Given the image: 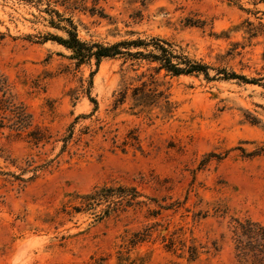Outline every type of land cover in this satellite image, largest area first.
Masks as SVG:
<instances>
[{
    "label": "rangeland",
    "instance_id": "1",
    "mask_svg": "<svg viewBox=\"0 0 264 264\" xmlns=\"http://www.w3.org/2000/svg\"><path fill=\"white\" fill-rule=\"evenodd\" d=\"M47 10L87 44L160 38L258 83L121 56L77 65L44 41L65 37ZM0 73L32 124L0 128V264H233L231 218L264 225L261 0H0ZM116 183L145 204L75 211L76 194Z\"/></svg>",
    "mask_w": 264,
    "mask_h": 264
},
{
    "label": "trees",
    "instance_id": "2",
    "mask_svg": "<svg viewBox=\"0 0 264 264\" xmlns=\"http://www.w3.org/2000/svg\"><path fill=\"white\" fill-rule=\"evenodd\" d=\"M127 1V0H126ZM130 1V0H128ZM146 0H139L142 4ZM264 3V0H261ZM59 20L66 22V25L55 23L51 18L49 23L52 27L64 32L65 37L47 34L44 36V41L51 40L63 46L71 52L70 58L80 65L86 61L94 59L97 66L103 58H115L118 56L124 59H143L150 63H155L156 70H163L172 76L180 75H202L206 80L224 79L238 80L243 83L256 84L257 80H249L245 76L236 74L233 71H226L224 68H212L211 66L196 61L186 54L181 52V49L176 45L160 38H151L148 41L142 39L120 41L112 44H101L92 42L87 44L77 37L76 28L72 21L61 16L53 10ZM92 13L96 11L95 4L89 8ZM150 47V49H147ZM130 48H136L134 52ZM142 48L145 52L139 50ZM209 70H214L215 74L210 76ZM91 101L92 98H90ZM10 113V117L0 116V128L5 124L3 119H7L10 124L6 125L13 131L21 132L23 129L31 127L29 115L24 111L20 103L14 101L13 96L9 92V85L5 77L0 73V113ZM26 136L34 143L47 141L49 136L40 128L34 127L26 133ZM142 194L132 185H122L116 183L114 185L94 186L86 193L76 194L75 199L78 201L77 206H74L76 212L95 209L101 204H105L102 213L108 215L112 211L125 210L129 207L142 206L144 201L140 200ZM171 206H167L170 208ZM159 208H162L159 206ZM153 211L152 213H154ZM157 214V212H155ZM154 216L155 214H151ZM234 222L232 226V238L234 242V262L233 264H264V225L259 221L249 218H231ZM167 246L171 249L174 245L172 238L168 239ZM181 247L186 248L187 258L193 261L196 258V248L193 245L185 246L181 243Z\"/></svg>",
    "mask_w": 264,
    "mask_h": 264
}]
</instances>
